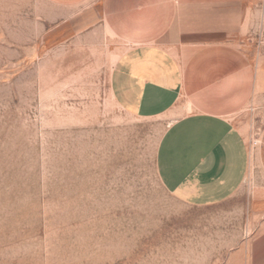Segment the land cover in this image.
<instances>
[{
    "label": "rangeland",
    "instance_id": "rangeland-1",
    "mask_svg": "<svg viewBox=\"0 0 264 264\" xmlns=\"http://www.w3.org/2000/svg\"><path fill=\"white\" fill-rule=\"evenodd\" d=\"M55 13L0 0V264H251L264 101L236 118L250 152L239 194L190 206L157 170L170 116L124 111L110 89L115 42L54 31Z\"/></svg>",
    "mask_w": 264,
    "mask_h": 264
},
{
    "label": "crops",
    "instance_id": "crops-1",
    "mask_svg": "<svg viewBox=\"0 0 264 264\" xmlns=\"http://www.w3.org/2000/svg\"><path fill=\"white\" fill-rule=\"evenodd\" d=\"M69 36L105 33L118 50L111 93L127 113L170 116L157 151L162 184L195 207L239 194L250 168L236 122L264 101V18L260 0H46ZM261 36V37H259ZM263 218L251 264H264Z\"/></svg>",
    "mask_w": 264,
    "mask_h": 264
}]
</instances>
